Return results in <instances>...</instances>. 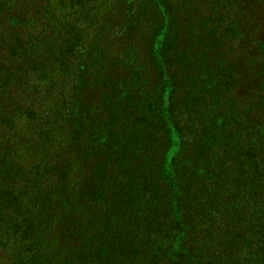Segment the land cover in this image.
<instances>
[{"label": "trees", "instance_id": "16d2710c", "mask_svg": "<svg viewBox=\"0 0 264 264\" xmlns=\"http://www.w3.org/2000/svg\"><path fill=\"white\" fill-rule=\"evenodd\" d=\"M112 1L0 0L1 15L7 6H18L55 20L47 38L53 40L41 41L48 44L41 63L24 61L36 57L40 44L23 39L11 47L24 61L22 75L10 73L3 81L6 92L13 81L41 94V101L39 110L15 102L0 107L2 136L6 131L22 137L17 126L24 121L23 132L38 141L31 158L16 144L0 151V264H264V120L258 121L264 118V64L245 59L252 49L214 65L203 51L187 57L190 49L182 45L196 42L199 24L186 28L179 13L199 0H150L155 8L149 24L139 14L112 17ZM211 4L206 20L224 12L234 35L262 13L255 8L263 9L264 0ZM166 12L170 30L157 63L154 43ZM113 20L118 29L107 48L102 38L111 34ZM161 69L178 95L167 106ZM53 76L61 87L52 85ZM70 83L75 103L56 101L62 120L74 117L79 95L95 93L85 109H76L87 166L70 190L71 201L59 200V187L43 184L53 167H47V156L56 157L60 143L58 120L41 114L48 99L65 94L59 88ZM176 131L180 146L170 180L165 159ZM21 173L31 176L30 183L12 184Z\"/></svg>", "mask_w": 264, "mask_h": 264}, {"label": "rangeland", "instance_id": "374dc122", "mask_svg": "<svg viewBox=\"0 0 264 264\" xmlns=\"http://www.w3.org/2000/svg\"><path fill=\"white\" fill-rule=\"evenodd\" d=\"M11 1V0H9ZM206 3L202 2V0H199V6L195 4L192 8L185 12H180L179 16L181 15L182 19H185V26L186 28L193 27V25H198V33L195 36V43L193 45L190 44H183L182 48L186 49L189 48L190 50L187 52V57H193L199 52L205 53V60H208V64L214 65L224 58H227L226 56H239L240 54H243L247 52V50L252 49L249 53L246 55L245 59L252 60L256 62L257 60H260V64H264V47H261V45H264V7L263 9H260L259 6H257L255 9L261 10L262 13L255 14L254 18L248 19V23L246 25H242V29L237 30L235 34L228 32L229 28V22L228 20H225V13L219 12L217 15V18L214 20L207 21L206 19L209 18L208 16L211 13V0H205ZM14 6H7L6 9L3 10V14H0V107L4 105H10L14 102L17 103V106L23 105V107H28L31 109H37L39 110V104L41 99V94L38 92H35L34 90H26L25 87H22L21 85L11 81L10 82V89H8V92L3 90V81H5V77H9L10 73H17L16 76L20 77L22 74L20 73V70L22 69L21 66L24 64V61L29 63H35L34 60L37 61V63H41L43 60L42 54L45 53V47L48 45L47 43H42L41 41L46 42L47 38L51 34L53 35V26L54 21L51 20L52 16L49 15L47 17L39 16L36 13V10L33 8L29 13L24 11V8H13ZM199 7V8H197ZM249 7V6H248ZM247 7V8H248ZM149 8V10H147ZM153 4L150 2V0H113L112 2H109L107 12L111 14L112 13H119L122 12L123 15L127 17H131L133 19L137 18L138 14L139 16L145 18V23H152L154 21V16L152 15L153 12ZM127 9H130V13L127 12ZM145 10V11H144ZM164 11V10H163ZM191 12V13H189ZM52 13V12H50ZM121 13V14H122ZM22 14L23 16L27 17H21L18 21H13L12 18L16 17L17 15ZM141 14V15H140ZM21 19H25L27 22H22ZM119 19V17H118ZM113 26L112 31L110 33H104V43L103 45L108 46L111 43L110 36H112L114 33H116L118 29V20H113ZM203 26V27H202ZM149 27V26H147ZM162 28L163 31L161 35H159L156 38V42L154 43V53L153 56H155V60L158 63L160 61V53L162 51V41L164 37L166 36L167 32L170 30V18L168 16V12H166V15L162 18ZM188 28V29H189ZM189 31V30H188ZM21 37V38H20ZM20 38V40H19ZM189 38V37H188ZM235 40L233 41V39ZM23 39L30 40L29 42L38 41L40 46L39 48L35 49V58L33 57L31 60H22L19 59L18 55H12L11 54V47L13 45L20 44ZM53 39L47 40L48 43H50ZM216 41L217 43L220 42V45L218 47L213 48L212 43ZM233 41V42H232ZM261 43V45H260ZM260 45V46H259ZM111 46V45H110ZM84 63L86 64L88 60L84 59ZM253 61V62H254ZM252 62V63H253ZM254 62V63H255ZM243 64V63H242ZM250 64V63H249ZM259 64V65H260ZM163 68H165L163 65H160ZM26 67V66H25ZM245 71V65L242 67ZM82 70V66L79 69ZM153 70V69H152ZM250 73H254V70L247 71ZM245 72V79L244 83L245 86L248 88L250 87V84L246 83V78L249 76H246ZM160 73L162 74L163 78L166 80V93L168 98V103L165 102L164 104L167 106L169 105V101L172 98V100H176L178 95L175 93H171V84H169L167 81L168 74L164 70H160ZM32 76L34 78H38V72H32ZM72 75V72H70ZM76 78L78 75H74ZM80 77V76H79ZM53 80L52 85H58V87H61V80L59 81L58 77H52ZM82 79L88 83V79L86 75L84 74ZM81 77L80 82L82 83ZM51 80V81H52ZM31 82L35 80H30ZM50 81V82H51ZM47 84V82L43 83H37V85L40 87H44ZM84 84H81L83 87ZM19 86V87H16ZM21 86V87H20ZM85 86L87 84L85 83ZM66 90L60 89V92H64L65 94H59L57 95V99H48L47 105H45V109H42V116L46 119H52L54 121H57V129L58 132V139L57 142L60 143V153L54 156H47L50 157L46 160V165L53 166L48 169V175L45 177L44 183L47 186H57L59 187V200L60 198L64 200H72L73 199V193L70 191L73 187L78 185L80 183V177L81 172L84 171V166H87V163L85 161V158L82 157V147L80 146V136L77 126V121L79 119L78 113L79 109H85L92 101V99L95 97L94 91L91 89H87L86 93L84 95H79V101L76 102L77 105H75V108L77 109L78 113L75 109V115L74 117H66L63 118V120L60 118V115H56L59 108H57L58 104H56L60 98L61 99H69L70 101H74L73 96L76 92H73V84H65ZM3 90V93H2ZM35 93V94H34ZM48 95H43L45 97ZM63 96V97H62ZM45 97V98H47ZM76 101V100H75ZM75 101L73 103H75ZM39 103V104H38ZM57 105V106H56ZM164 105V107H166ZM67 114L68 111H67ZM264 120L263 116L259 115L258 121ZM23 121V120H22ZM18 129H20L22 133V137L14 138L13 134H9L6 131L2 132L0 134V141L2 139L3 142L0 146V151L4 150L5 148L12 147L13 144L18 145V147L26 153L27 156L30 158L34 154L35 150L37 149L38 141L35 135L30 136V133H25L23 130H27L25 126V122L21 123L19 122ZM23 128V130H22ZM36 131V130H35ZM1 133V132H0ZM173 144L171 146V153L166 156L165 159V169L167 171V174L165 177L167 179H173V164L178 159V151L180 146V140L179 135L176 131V133H173ZM46 157V158H47ZM55 159L53 162L54 165H49V162ZM30 164V166L33 165V163H27ZM80 166L82 168H80ZM70 175H68V171H70ZM71 176V178H67L66 176ZM32 180L31 176L27 173H21L14 177L11 181L12 184H23V183H30ZM169 180H167L168 182ZM173 181V180H172ZM20 184V185H21ZM67 184L69 186H67ZM68 190H66V187ZM172 187L174 186L172 182ZM175 205H179V201L175 200Z\"/></svg>", "mask_w": 264, "mask_h": 264}]
</instances>
